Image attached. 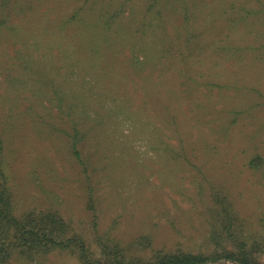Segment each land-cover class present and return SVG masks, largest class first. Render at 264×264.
<instances>
[{
  "label": "rangeland",
  "instance_id": "rangeland-1",
  "mask_svg": "<svg viewBox=\"0 0 264 264\" xmlns=\"http://www.w3.org/2000/svg\"><path fill=\"white\" fill-rule=\"evenodd\" d=\"M0 171L96 254L264 264V0H0Z\"/></svg>",
  "mask_w": 264,
  "mask_h": 264
},
{
  "label": "trees",
  "instance_id": "trees-1",
  "mask_svg": "<svg viewBox=\"0 0 264 264\" xmlns=\"http://www.w3.org/2000/svg\"><path fill=\"white\" fill-rule=\"evenodd\" d=\"M229 233L233 250L222 249L209 256L154 252L149 260L135 261L126 256L119 244H109L106 241L100 242L96 247V254L79 236L72 234L68 224L56 212H27L15 216L7 177L0 171V264H10L14 256L29 260L54 251L73 254L78 264H204L219 260L254 264L250 260L248 244L236 239L233 232Z\"/></svg>",
  "mask_w": 264,
  "mask_h": 264
}]
</instances>
